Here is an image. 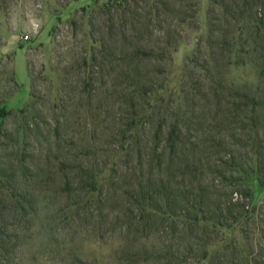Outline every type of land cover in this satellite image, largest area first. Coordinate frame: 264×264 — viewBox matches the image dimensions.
<instances>
[{
    "label": "rangeland",
    "instance_id": "obj_1",
    "mask_svg": "<svg viewBox=\"0 0 264 264\" xmlns=\"http://www.w3.org/2000/svg\"><path fill=\"white\" fill-rule=\"evenodd\" d=\"M170 1L0 0V264H264V0Z\"/></svg>",
    "mask_w": 264,
    "mask_h": 264
},
{
    "label": "trees",
    "instance_id": "obj_2",
    "mask_svg": "<svg viewBox=\"0 0 264 264\" xmlns=\"http://www.w3.org/2000/svg\"><path fill=\"white\" fill-rule=\"evenodd\" d=\"M160 1L166 5L170 4L171 5L170 11L176 12L178 10L176 3H174L173 1H170V0H160ZM152 9H156V6H152ZM180 21L183 22V20H180ZM167 44H168L167 42H164L162 46H158V47L149 46L147 48L144 47V48H140V49L135 47V53H137L136 54V56H137L138 50H141V52H139V53L149 54V55L153 54V55L158 56L161 59H170L171 51H173L175 49V47L172 46V43H169L170 45H167ZM156 52H158V55L156 54ZM146 94L147 93L144 92V95H146ZM168 135H169V138L170 137L176 138L174 140V142L171 144V148L174 150L176 144L178 143L177 139H179V127L176 129H172ZM218 136L221 138L220 135H218ZM175 151H176V149H175ZM161 164H162V162H161ZM156 169L157 170H155V169L151 170L150 176L152 175V173H156L158 175V177L161 176L160 175V174H162L161 170L159 168H156ZM169 173L171 174L170 171H169ZM180 175L181 176L185 175V172H183V171L180 172ZM143 181L148 182V184L143 185L142 184ZM149 183H151V182H149L148 178L144 177V175H142V173L137 176L136 181H135L136 191H137L136 195L138 198L136 201L139 205V208L143 212L144 218L147 221L153 220V221H159L161 223H166V224H168L169 222H170V224L178 223L181 225V227H183L189 231L191 229L197 228L199 226L200 220H203V221L206 220L205 217H202L200 219V218H197L195 215H191V214H188L186 212H181L180 209H175L173 206L170 205L169 199L162 200L161 201L162 203L157 202V198H159V196L161 199L163 197L161 195V192L163 191L162 189L168 188L169 185L167 186V185L159 184L158 185L159 187H157V189L158 188H160V189L157 191V197H154V196H152V194H155V191L150 189ZM233 199H234V197L232 195L227 200V202L223 203L224 204L223 207H222V205L217 204L218 209H220L221 212L226 211L228 213V216L230 215V217L232 214V208L236 207V206L239 207L238 202H237L238 198H235L234 200ZM207 220H210V222L212 224H215V223L218 224L219 223V221H218L219 218H217V216H212ZM220 224L226 225L225 222H221Z\"/></svg>",
    "mask_w": 264,
    "mask_h": 264
},
{
    "label": "built area",
    "instance_id": "obj_3",
    "mask_svg": "<svg viewBox=\"0 0 264 264\" xmlns=\"http://www.w3.org/2000/svg\"><path fill=\"white\" fill-rule=\"evenodd\" d=\"M24 38H27V35L25 34Z\"/></svg>",
    "mask_w": 264,
    "mask_h": 264
}]
</instances>
